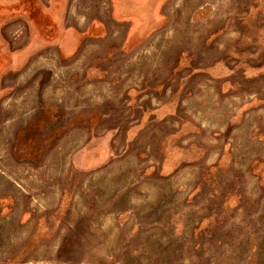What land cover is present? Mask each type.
<instances>
[{
	"label": "rangeland",
	"instance_id": "obj_1",
	"mask_svg": "<svg viewBox=\"0 0 264 264\" xmlns=\"http://www.w3.org/2000/svg\"><path fill=\"white\" fill-rule=\"evenodd\" d=\"M0 264H264V0H0Z\"/></svg>",
	"mask_w": 264,
	"mask_h": 264
}]
</instances>
